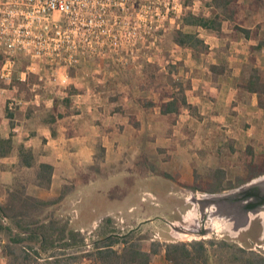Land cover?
<instances>
[{"label":"rangeland","instance_id":"rangeland-1","mask_svg":"<svg viewBox=\"0 0 264 264\" xmlns=\"http://www.w3.org/2000/svg\"><path fill=\"white\" fill-rule=\"evenodd\" d=\"M167 1L168 20L154 27L151 36L144 35L133 48L90 52V68H82V61L70 71L67 87L53 88L56 93L42 99L43 108L19 109L6 124L5 132L10 124L16 126L17 132H12L17 138L24 140L26 136L29 142L25 149L32 156V167L20 164L13 179H0V202L7 204L13 193L18 197L13 199L18 207L27 197L50 202L47 207L28 208L25 219L52 224L54 247L42 252L37 264H93L85 254L94 249L95 241L129 233H134L133 241L147 251L152 243L224 239L264 255V208L245 210L243 223L237 213L244 210L251 190L264 182V177L249 178L251 168L253 172L264 171V88L260 94L246 89L253 76H259L264 85V0ZM188 11L218 18L220 29L183 27ZM237 27L248 30V35ZM179 29L197 33L208 51L195 54L178 46L174 35ZM19 59L11 97L29 101L37 77L20 81L18 75L29 62L22 56ZM211 66L222 68L224 73L216 74ZM88 71L91 75L85 76ZM0 87L6 85L0 81ZM202 94L214 103L223 101V108L213 109L211 117L201 115L195 109L194 96L200 98ZM183 96L190 106L181 104L179 114H170L168 127L138 120L155 119L164 103ZM89 109L102 110L95 120L98 124L117 122L116 130L101 129V136L110 138L109 152L94 144L92 169L86 167L76 178H61L59 172L51 190L41 187L37 180L39 163L53 158L54 151L55 160L57 151L64 158L67 147L59 144L67 140V130L61 128L69 119L86 125L93 117ZM187 112L196 116L197 122L177 124L180 114L182 121L187 119ZM73 115L76 117L71 118ZM109 116L115 119H107ZM200 117L206 122L200 123ZM32 129H36L34 133ZM113 141H119L115 148ZM82 143L78 145L83 149ZM16 151L15 147L14 154ZM218 171L222 172L220 181ZM213 187L223 191L214 193L209 190ZM63 194L64 198L55 202ZM231 201L235 202L234 209L227 210ZM205 217L207 234L201 236ZM12 223L5 220L3 226ZM6 232L0 231V264H21L20 249L16 251L21 254L19 258L4 254ZM70 232L76 234V243L83 239L84 245L62 249L65 241L58 237L69 238ZM30 247L41 252L40 244L25 246L33 254ZM123 247L117 244L113 248L121 252ZM153 264H165L164 251Z\"/></svg>","mask_w":264,"mask_h":264},{"label":"built area","instance_id":"built-area-1","mask_svg":"<svg viewBox=\"0 0 264 264\" xmlns=\"http://www.w3.org/2000/svg\"><path fill=\"white\" fill-rule=\"evenodd\" d=\"M169 12L167 0H0V81L14 83L22 56L29 64L18 79L36 75L32 97L52 96L90 52L136 47ZM23 105L21 97H10L7 110Z\"/></svg>","mask_w":264,"mask_h":264},{"label":"trees","instance_id":"trees-1","mask_svg":"<svg viewBox=\"0 0 264 264\" xmlns=\"http://www.w3.org/2000/svg\"><path fill=\"white\" fill-rule=\"evenodd\" d=\"M220 2H229L232 0H219ZM224 3V4H226ZM182 26L185 27H201L203 29L218 30L221 27L220 20L208 19L205 17L197 16L188 11L184 14ZM237 30L248 35L249 31L237 27ZM174 42L180 47H186L192 50L195 54L208 51V45L199 37L197 33L184 32L179 29L174 35ZM1 53V52H0ZM3 55L0 54V68L3 64ZM211 70L220 75L224 73V70L220 67L211 66ZM246 89L251 93L260 94L264 88L260 77L253 76V79L246 83ZM16 86V82L10 86L13 90ZM70 95V93H69ZM181 102V103H180ZM262 104V101H260ZM181 104L183 106H190L185 97L173 98L162 105L161 111L163 114H179ZM8 114L12 118L13 113L8 111ZM9 145L3 143L0 147V151L7 148ZM3 147V148H2ZM2 153V152H1ZM21 163L26 167H32V156L25 149L22 148L20 152ZM250 179L257 177L262 172H253L251 168ZM54 167L43 163L39 165L37 171V180L40 186L49 188L53 182ZM222 172L218 171V180H222ZM221 174V175H220ZM221 176V178H220ZM230 188L233 186L230 184ZM193 190L198 188L193 187ZM214 193L223 191L222 187H213L209 189ZM12 199H9L7 204L0 202V231H7V243L5 245V255H15L16 258L20 257V253L16 252L18 249L22 252L21 264H37V258L42 252H46L49 247H54L55 239L51 234L52 224H46L43 222L34 223L32 221H26L25 219L29 215L28 208L30 207H47L50 205L48 201H39L32 197H27L24 200H20L21 203L18 207L17 201L13 199L18 198L15 193L11 194ZM64 198V194L61 195L55 202ZM22 199V198H21ZM51 202H54L53 200ZM5 220H10L12 226H3ZM53 230V229H52ZM64 230H61L63 233ZM71 233V232H70ZM134 233H129L124 236L108 235L104 238L98 239L93 244V250L85 254L93 264H153L156 256H159L164 251V263L165 264H264V255L254 251L246 249L235 242L219 239L209 240H193L190 242H172L165 245L160 243H152L151 250H144L141 244L134 240ZM58 239L65 241L62 245V249L67 250L73 247V244L84 245V240H78L76 234L71 233L69 238L58 237ZM73 239L74 243H71ZM40 244V250L34 249V253H30L25 250V246L30 244ZM117 244H123V250L121 252L115 250L113 247ZM33 252V251H32ZM84 256V255H83ZM76 260V259H72ZM17 261V260H16ZM71 261V260H70ZM58 264V263H57Z\"/></svg>","mask_w":264,"mask_h":264},{"label":"crops","instance_id":"crops-1","mask_svg":"<svg viewBox=\"0 0 264 264\" xmlns=\"http://www.w3.org/2000/svg\"><path fill=\"white\" fill-rule=\"evenodd\" d=\"M90 66H91V62L89 60H87L83 63V66H81V67L88 69V68H90ZM88 72L86 73L85 76L91 75V73L90 72L88 73ZM7 87L8 86L0 87V147L3 145V143H7V145H9L7 148H4L0 151V179H5V178L13 179L15 174H16L15 173L16 167H19L20 164L22 167H24V165L21 163L20 152H21L22 148H26L25 144H27L29 142L26 139V136L23 137L24 140H22V138L21 139L17 138L18 136H16L12 132V130L17 132V129L15 128L16 126L14 127L13 125L9 124L8 127L10 129L8 128V131L5 132L7 129L6 124L11 121L10 120L11 117L8 114V110H7V101L11 97V93H13V91L11 89H9L10 87L9 88H7ZM92 94H90V96H92ZM198 96L199 95L194 96V99H195V102H194L195 105L194 106H195V109L197 108V110H198L197 112L200 113L201 115L205 114V115H207V117H211V116H213L212 115L213 109L217 110L219 108H223L222 107L223 101L219 102L217 100L216 103H214V102H212L211 99H210L211 101H209L208 100L209 98L204 97L203 94L200 95V98ZM45 97L46 96H43L40 98L39 97L38 98L32 97L33 99H31L29 101L23 100L24 105L21 107L20 110L27 111L28 108L29 109L30 108H36V109L43 108V106H42L43 100L42 99ZM198 98L200 99V102L197 101ZM209 109H211V110H209ZM100 112H102V110L99 111L97 109H94L92 112V109H89L88 113L89 114L92 113L93 117H89V122H87L86 125L78 122L77 119H72V120L69 119L70 120L69 123L68 122L64 123V124H66V127L65 128L62 127L61 129L67 130V134H66L67 140L65 141V143L61 142L59 145H63V146L66 145V147H67L66 150L68 152L66 153L65 156H63L64 158H62L61 155L59 154V151H57L58 152L57 157H59V158L57 159V157H56V160H55L54 156H56L55 155L56 152L54 151V153H53L54 159L53 158L46 159V160L44 159L41 161V163H39V165L46 163V164H49V165L54 167V173H53V178H52L53 182H54L55 176L58 175L59 172L62 173L59 176L61 178H65V177H67V178L75 177L76 178V177L82 175L83 173H85L86 167H88V169L89 168L92 169L93 168L92 165L94 164V160H95V154H94L95 152H93V151L96 150V145H94V144L99 143L103 149L104 148L106 149L103 151H105L106 153L109 152L110 145L108 143H109L110 138H108V136L107 137L101 136L102 134H104V132L101 129L112 128L111 130H116V123L117 122L108 120L107 122H105V124L96 123L95 120L100 118L99 117ZM105 112H106V110L104 109V113ZM179 113H180V111H179ZM187 113H188L187 119L186 120L183 119L184 121H182V117H183L182 115L183 114L179 115V118L177 119V124L181 123V124L187 125V124H193V123L197 122L196 116L189 114V112H187ZM29 114H32V113H29ZM156 114L157 115H156L155 119H151V118L147 117L145 119H141V120L138 119V120L142 124L147 123L148 125H150V124L151 125H162V126L168 127L170 123H169L167 117L170 116V114H163L162 111H160V110ZM34 117H35V115L32 114L30 119H34ZM72 117H76V116L73 115V116H71V118ZM22 118H23V121H25V118L24 117H22ZM107 119L113 120L115 118H114V116H109V118H107ZM199 119L200 120H198V121H201V117ZM205 122H206V118L204 117L200 123H205ZM172 123H174V122H172ZM59 127H61V126H59ZM84 129H86V130L84 131ZM35 130L36 129H34V130L32 129V131L31 130L30 131L34 133ZM57 131L59 132L60 129L57 128ZM46 139H49V138L46 136ZM80 142H83L82 144L85 146L83 149L80 145H78V143H80ZM118 143H119V141L114 142V144H113L114 148L116 147V144H118ZM48 144H51V142H47V145ZM15 147L17 150L16 151L17 155L14 154L15 153ZM61 147L62 146H60V148ZM111 148H113V146ZM58 155H60V156H58ZM58 168L60 171H57ZM68 173L70 175H67ZM63 176H65V177H63ZM53 182H52L51 186L49 187L50 190L52 189ZM62 182L64 183L66 181L63 180ZM42 191L43 190H41L39 192L41 193ZM4 259H5V257L3 255V260Z\"/></svg>","mask_w":264,"mask_h":264},{"label":"flooded vegetation","instance_id":"flooded-vegetation-1","mask_svg":"<svg viewBox=\"0 0 264 264\" xmlns=\"http://www.w3.org/2000/svg\"><path fill=\"white\" fill-rule=\"evenodd\" d=\"M261 177H264V174H261V175L255 177V179L256 178L259 179ZM250 194L251 195L246 198V199H248L247 200L248 202L244 206V210H243V208H241V210L239 208H238L239 210L236 208V210H238L237 213L241 217L240 222H242V223H243V221L245 219V214H246L245 210H254V209H257V208H264V182L261 183V184H258L256 186V188H253L251 190ZM234 203L235 202H232V201L227 203L225 208H227V210H230V209L233 210L234 209V207H233ZM203 221L204 220H202V225H201V229H200L199 233L201 232V230L203 228ZM205 223H206V217H205L204 225H205V229L207 230Z\"/></svg>","mask_w":264,"mask_h":264},{"label":"water","instance_id":"water-1","mask_svg":"<svg viewBox=\"0 0 264 264\" xmlns=\"http://www.w3.org/2000/svg\"><path fill=\"white\" fill-rule=\"evenodd\" d=\"M204 222H205V219L203 221V228H202L201 232L199 233V235H201V236H205L207 234V230L205 229Z\"/></svg>","mask_w":264,"mask_h":264}]
</instances>
